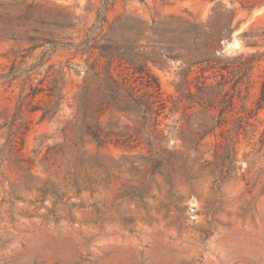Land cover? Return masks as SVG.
<instances>
[{
	"label": "rangeland",
	"instance_id": "374dc122",
	"mask_svg": "<svg viewBox=\"0 0 264 264\" xmlns=\"http://www.w3.org/2000/svg\"><path fill=\"white\" fill-rule=\"evenodd\" d=\"M240 1L0 0V73L20 60L18 78L0 85V264H264V125L241 135L237 159L223 169L214 136L204 139L209 161L200 166L181 139L171 138L163 157L148 148L125 152L98 147L72 121L82 76L69 63L85 57L69 42L96 38L158 60L149 61L152 71L167 94L177 95L193 22L220 27L237 8L232 39L224 37L217 51H264L246 47L241 36L264 29V5L249 11ZM44 55L51 59L37 72ZM49 65L64 68L55 118L40 121L42 111H26V125L15 120L11 96L30 74L42 79ZM43 99L35 103L45 106ZM199 109L182 108L165 123L182 113L189 123L207 120Z\"/></svg>",
	"mask_w": 264,
	"mask_h": 264
},
{
	"label": "trees",
	"instance_id": "16d2710c",
	"mask_svg": "<svg viewBox=\"0 0 264 264\" xmlns=\"http://www.w3.org/2000/svg\"><path fill=\"white\" fill-rule=\"evenodd\" d=\"M240 4L243 9L252 11L263 6L264 0H241ZM214 13H217L216 7ZM236 16L237 8H234L226 22H220V27H217L219 22H193V28L186 29L183 48L186 52L181 54L185 60L181 71H177L179 81L174 84L177 95L167 94L152 71L149 61L158 64V60L145 54L120 53L111 42H100L96 38L78 44L69 42L68 48L75 47V54L85 57L83 64L69 63V69L73 68L82 76L75 93L76 112L72 119L75 130L98 147L113 146L125 152L148 148L151 155L162 157L169 150L171 138L175 142L181 139L186 152H196L194 164L200 166L209 161L204 157L208 151L202 149L204 139L214 136L211 147L216 156H221L223 169H227L230 162L237 159L241 135L249 138L250 127L256 133L259 126L264 125L261 116L264 51L239 52L233 56L217 51L224 37L232 39ZM241 36L246 47L264 45V29L259 31L252 27ZM50 59V56H42L35 65L37 72ZM19 62L15 57L10 70L0 73V85L12 84L18 78ZM53 67L49 65L38 82H34L33 73L30 74L21 91L11 96L15 100V120L22 118L26 125L29 121L26 111H42L40 121L55 118L63 99L57 88L64 68L53 70ZM255 88L257 91L253 93ZM39 95L46 98L45 106L35 103ZM197 107L201 108L198 114L208 115L207 120L196 119L197 122L189 123L182 113L172 125L165 123L182 108ZM104 115H108V119H103ZM122 116L130 122L122 123ZM15 133L20 132H12ZM259 142L264 149V129L260 131ZM176 146L174 143L173 147Z\"/></svg>",
	"mask_w": 264,
	"mask_h": 264
}]
</instances>
